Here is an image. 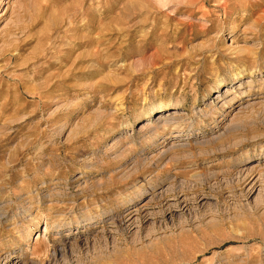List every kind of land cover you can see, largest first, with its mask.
Here are the masks:
<instances>
[{
  "label": "rangeland",
  "instance_id": "374dc122",
  "mask_svg": "<svg viewBox=\"0 0 264 264\" xmlns=\"http://www.w3.org/2000/svg\"><path fill=\"white\" fill-rule=\"evenodd\" d=\"M0 264H264V0H0Z\"/></svg>",
  "mask_w": 264,
  "mask_h": 264
},
{
  "label": "bare ground",
  "instance_id": "6f19581e",
  "mask_svg": "<svg viewBox=\"0 0 264 264\" xmlns=\"http://www.w3.org/2000/svg\"><path fill=\"white\" fill-rule=\"evenodd\" d=\"M160 107H161V106H158L156 109L158 110V109H160ZM158 111H160V110H158ZM172 116H173V115H172ZM176 116H177V115H176ZM176 116H175V115H174L173 117L170 116L171 118H169V117L167 116L166 118L171 120V119L176 118ZM163 119H164V118H163ZM176 119H177V118H176ZM175 201H176V200H175ZM177 203H178V202H177ZM173 204H174V203H173ZM176 207H177V206H176ZM185 207H186V206H185ZM136 210H137V209H136ZM134 214H135V213H134Z\"/></svg>",
  "mask_w": 264,
  "mask_h": 264
}]
</instances>
